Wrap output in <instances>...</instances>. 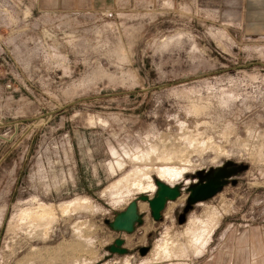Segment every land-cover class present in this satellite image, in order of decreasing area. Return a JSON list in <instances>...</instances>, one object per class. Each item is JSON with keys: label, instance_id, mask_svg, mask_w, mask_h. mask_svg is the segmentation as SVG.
Listing matches in <instances>:
<instances>
[{"label": "rangeland", "instance_id": "374dc122", "mask_svg": "<svg viewBox=\"0 0 264 264\" xmlns=\"http://www.w3.org/2000/svg\"><path fill=\"white\" fill-rule=\"evenodd\" d=\"M211 1L0 0V264H264V39ZM157 181L179 195L154 219Z\"/></svg>", "mask_w": 264, "mask_h": 264}, {"label": "crops", "instance_id": "0c3cea01", "mask_svg": "<svg viewBox=\"0 0 264 264\" xmlns=\"http://www.w3.org/2000/svg\"><path fill=\"white\" fill-rule=\"evenodd\" d=\"M118 1L122 0H35V4L36 10L42 14H56L62 11L87 13L99 10L109 11V7L113 6L109 4H117ZM211 2L217 13L221 8H228V12L241 14L239 18L241 29H258V32H251L252 36L259 35L264 39V0H212Z\"/></svg>", "mask_w": 264, "mask_h": 264}, {"label": "water", "instance_id": "95a60500", "mask_svg": "<svg viewBox=\"0 0 264 264\" xmlns=\"http://www.w3.org/2000/svg\"><path fill=\"white\" fill-rule=\"evenodd\" d=\"M215 178L216 177L213 176L208 181L192 188L190 191V201L195 202L212 196L218 188V182ZM156 184L158 186L156 195L151 199L147 198L154 219L160 217V211L164 208L166 200L175 199L179 195V190L176 187L169 186L160 181H157ZM137 216V204L135 201H131L125 207L124 211L115 217L112 226L115 229L130 232L133 230V224L137 219ZM116 243L119 244L121 241L117 240Z\"/></svg>", "mask_w": 264, "mask_h": 264}, {"label": "bare ground", "instance_id": "6f19581e", "mask_svg": "<svg viewBox=\"0 0 264 264\" xmlns=\"http://www.w3.org/2000/svg\"><path fill=\"white\" fill-rule=\"evenodd\" d=\"M167 174L171 177V179H175L177 177H179L180 175H182V172L178 169L176 170H170V169H167ZM178 179V178H177ZM174 181V180H173ZM154 186V185H153ZM138 187L140 188L141 187V183L138 185ZM142 188V187H141ZM140 188V189H141ZM168 202V200L165 201V204H164V208L166 206V203ZM80 204V203H79ZM84 204V203H83ZM67 207V206H66ZM42 211L41 213L39 211H36V212H29V213H24L23 214V219L25 221V219L29 218L31 220H34L35 222H38L39 224H44V223H47L49 222V224L53 221L54 219V216H53V211L51 209H45L44 207H42ZM69 208V207H68ZM164 208L160 211V214L161 212L164 210ZM64 209V208H63ZM65 211L67 209H64ZM68 213V212H67ZM137 214H138V206H137ZM213 222V221H212ZM211 225V223H210ZM209 225V226H210ZM134 226V224H133ZM211 227L210 228H205V230L202 232V235L199 236V239H197V252L200 251V247H204L205 243L207 242V239H208V236L211 234ZM204 233V234H203ZM199 234V233H198ZM194 240V239H193ZM196 245V244H195ZM172 245L170 244H166L163 248H162V252L159 253V256H161V254L163 253V255H171L173 253V248H171ZM195 247V246H194ZM196 249V248H195ZM202 250V249H201ZM199 253V252H198ZM185 255V254H184ZM160 258V257H159ZM162 258V257H161Z\"/></svg>", "mask_w": 264, "mask_h": 264}, {"label": "flooded vegetation", "instance_id": "af4514ba", "mask_svg": "<svg viewBox=\"0 0 264 264\" xmlns=\"http://www.w3.org/2000/svg\"><path fill=\"white\" fill-rule=\"evenodd\" d=\"M162 213V212H161Z\"/></svg>", "mask_w": 264, "mask_h": 264}]
</instances>
